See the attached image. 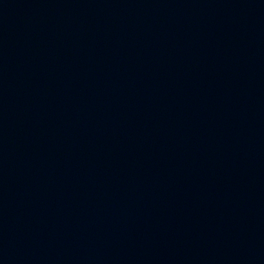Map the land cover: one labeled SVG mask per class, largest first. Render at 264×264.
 <instances>
[{"label":"water","instance_id":"obj_1","mask_svg":"<svg viewBox=\"0 0 264 264\" xmlns=\"http://www.w3.org/2000/svg\"><path fill=\"white\" fill-rule=\"evenodd\" d=\"M0 264H264V0H0Z\"/></svg>","mask_w":264,"mask_h":264}]
</instances>
